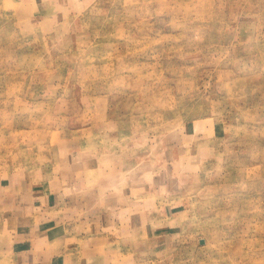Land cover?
I'll list each match as a JSON object with an SVG mask.
<instances>
[{"label": "rangeland", "instance_id": "rangeland-1", "mask_svg": "<svg viewBox=\"0 0 264 264\" xmlns=\"http://www.w3.org/2000/svg\"><path fill=\"white\" fill-rule=\"evenodd\" d=\"M92 168L125 199L88 235L73 222L91 221L76 180ZM6 202L63 224L57 247L93 237L103 264H264V0H0V235L16 238ZM36 242L28 264H45Z\"/></svg>", "mask_w": 264, "mask_h": 264}, {"label": "crops", "instance_id": "crops-1", "mask_svg": "<svg viewBox=\"0 0 264 264\" xmlns=\"http://www.w3.org/2000/svg\"><path fill=\"white\" fill-rule=\"evenodd\" d=\"M98 171L100 170L96 168H92L91 170L83 169V179L76 180V190L86 194L84 198L85 207L87 209L86 214L88 216L90 215L91 224L89 221H74L73 223H75L78 232L83 229L88 235L90 231H94L98 228L96 224L98 220L109 218V211L111 210L114 213V209L116 208L115 204L123 203L125 199L124 190L118 189L117 192H114L112 181L104 172L100 171L99 173ZM90 173L91 179L87 185L86 175ZM58 181H60V179ZM66 185L68 186V183H66ZM67 186L64 189H66ZM24 197L25 193L22 194L19 199L23 200ZM26 197H29L28 194H26ZM71 200L75 201L74 195L71 196ZM8 206L9 203L6 202L2 210H10L6 211V214L10 218L11 224H16V228L14 226V229L15 233L17 231V235L16 238L13 235L10 237L8 235H0V253L7 251L16 252V257L14 253H11L15 264H28L33 259H36L34 250H37V239L41 241L49 240V243L43 248L44 251L40 252V255H44L43 262L45 264H103V259L101 258L108 255L107 249L102 251L98 249L96 251L92 247L83 248L89 240L94 239L88 235L87 237L78 234L75 237L74 240L77 242V245L73 252H71V246L69 245L57 247L58 239L61 235H64V232L67 230L63 224L54 221L48 222L45 219L46 217H43L44 219L42 221L36 223L33 217L32 220L30 219L29 214L31 213V207L29 204L19 203V205L16 206L15 202H13L12 207ZM47 212L52 213L53 210L50 208ZM67 212L74 214L75 208L69 206ZM39 226H43L44 228L33 232V229ZM79 242H81V244Z\"/></svg>", "mask_w": 264, "mask_h": 264}]
</instances>
